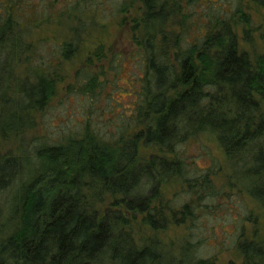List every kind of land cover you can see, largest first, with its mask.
<instances>
[{"label":"trees","instance_id":"1","mask_svg":"<svg viewBox=\"0 0 264 264\" xmlns=\"http://www.w3.org/2000/svg\"><path fill=\"white\" fill-rule=\"evenodd\" d=\"M197 2L0 0V194L14 191L0 213V264H216L196 253L205 241L197 236L202 216L222 196L212 183L217 160L201 168L186 151L200 136L225 155L230 188L264 213V54L241 48L239 34L245 41L251 31L242 0H228L230 13L207 4L203 23ZM118 18L129 21L135 53L108 62L98 47L76 71L75 91L96 96L103 65L131 60L140 72L130 88L132 112L113 133L86 120L26 155L24 137L56 97L61 64L85 35ZM49 27L57 39L29 43ZM170 181L181 190L168 198ZM134 223L148 231L139 243ZM235 224L240 263L228 264H264V237L245 227L258 225L252 210ZM169 227H185L176 251L159 240Z\"/></svg>","mask_w":264,"mask_h":264},{"label":"rangeland","instance_id":"2","mask_svg":"<svg viewBox=\"0 0 264 264\" xmlns=\"http://www.w3.org/2000/svg\"><path fill=\"white\" fill-rule=\"evenodd\" d=\"M207 4L210 6H226L228 13L231 12V5L228 0H198L196 9L197 23H203L202 16L207 12ZM244 12L249 16L251 31L248 37L243 40L239 34L241 48L251 56L264 54V8L257 0H242ZM234 5V4H233ZM195 21V17L193 19ZM189 36L193 40L197 33L195 26L192 27ZM57 31L54 27L43 28L35 31L30 36L29 43L36 45L41 41H53L57 39ZM189 40V41H190ZM98 47H103L104 54L109 62L112 54L123 55L128 59L136 49L131 43V31L128 20L114 19L107 24L106 28L90 31L83 37L79 52L69 61L61 64V82L57 85L56 97L50 102L49 106L37 120V124L32 132L24 137L25 154L29 155L32 147L42 144H49L58 141L61 137L71 135L79 130L86 120L90 126L99 130L102 134L113 133L120 123V118H126L133 108V96L131 84L134 76H139L140 72L133 61L127 60L120 67L115 65L108 70L107 62L103 65L105 71L103 77H99V82L103 85V91H97L92 98L81 96L75 89L76 71L81 68L86 58ZM102 63V64H103ZM96 65V64H95ZM99 64L96 65L98 67ZM99 73V68L91 70ZM75 93L67 95L68 88ZM134 89V88H133ZM264 113V107H263ZM6 144L3 147L6 148ZM187 153L195 157L198 167L205 168L210 164L211 158L217 160L221 172L212 177L213 185L221 190L222 196L210 211H205L201 222L204 224L203 230L197 232L200 240L205 241L198 245L196 253L204 258L216 257V264H228L229 262L240 263V259L234 247L235 230L238 229L236 221L243 218L246 211L252 210L257 220V227L252 224H245L249 234L255 230L256 234L264 237V213L247 198L245 193L238 194V188H230L227 183L228 169L226 158L218 144L208 136H200L195 144L187 147ZM23 153V155H25ZM34 163L27 166L28 175L32 173ZM18 182L15 184V188ZM15 190V189H14ZM181 190L180 183L170 181L165 185V193L168 198ZM13 189L0 194V213L6 211L13 194ZM213 227V231H212ZM137 243L139 239L146 238L148 231L143 225L134 223L132 225ZM185 227H169L160 237L164 246L171 251H176L185 236ZM195 243V241H194ZM228 248V250H225ZM195 256V246L193 248ZM162 264H168L165 258Z\"/></svg>","mask_w":264,"mask_h":264}]
</instances>
